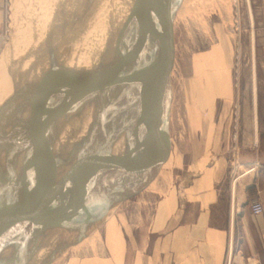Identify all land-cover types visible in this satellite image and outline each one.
I'll use <instances>...</instances> for the list:
<instances>
[{
  "label": "water",
  "instance_id": "1",
  "mask_svg": "<svg viewBox=\"0 0 264 264\" xmlns=\"http://www.w3.org/2000/svg\"><path fill=\"white\" fill-rule=\"evenodd\" d=\"M182 3L129 0L118 25L82 47L91 65L65 66L54 79L50 114L37 115L30 100L46 72L3 105L0 264H32L42 250L50 262L157 181L172 148ZM13 103L22 114L12 126ZM81 107L90 121L68 150L62 133ZM21 125L27 136L10 144Z\"/></svg>",
  "mask_w": 264,
  "mask_h": 264
},
{
  "label": "crops",
  "instance_id": "2",
  "mask_svg": "<svg viewBox=\"0 0 264 264\" xmlns=\"http://www.w3.org/2000/svg\"><path fill=\"white\" fill-rule=\"evenodd\" d=\"M246 1L244 44L261 59L248 61L251 105L240 113L237 155L194 174L185 198L176 185L180 172H163L147 195L119 205L104 223L115 264H264V212L250 210L255 199L264 205V0Z\"/></svg>",
  "mask_w": 264,
  "mask_h": 264
},
{
  "label": "rangeland",
  "instance_id": "3",
  "mask_svg": "<svg viewBox=\"0 0 264 264\" xmlns=\"http://www.w3.org/2000/svg\"><path fill=\"white\" fill-rule=\"evenodd\" d=\"M49 2L44 3L46 8ZM71 4L67 8L64 5L66 21L62 22L64 26L67 22L70 25L68 33H72L73 25L80 21L75 19L76 16L71 17L72 12L82 9L77 1ZM30 6L29 0H0V59L7 55L17 56L12 48L16 46L15 37L19 29L32 17ZM252 7L256 10L255 4ZM37 19L35 21L38 22ZM179 24V56L170 121L174 156L171 152L159 178L163 172L166 176L180 172L176 185L180 196L185 198L184 189L194 174L206 171L218 158L237 155L240 113L244 106L251 105V99L246 98L251 94L250 82H247L248 61L252 56L257 61L261 57L259 49L252 52L244 44L249 32L246 0H183ZM173 158H177V167H170L175 163ZM220 164L222 160L216 165ZM159 178L142 194L147 195ZM105 234L103 224L92 235L50 262L47 261L46 250L42 256H45L47 264H115L110 257Z\"/></svg>",
  "mask_w": 264,
  "mask_h": 264
},
{
  "label": "bare ground",
  "instance_id": "4",
  "mask_svg": "<svg viewBox=\"0 0 264 264\" xmlns=\"http://www.w3.org/2000/svg\"><path fill=\"white\" fill-rule=\"evenodd\" d=\"M29 1L31 2V10L33 9V12L30 10L32 17L30 16V21L28 20L27 24L19 29V34H16L15 37L16 46L11 47L16 50L17 56L12 58L11 55H7L8 57L4 56L0 59V112L3 111L4 104L8 102L10 105L9 98L12 95H18L28 85L39 81L42 74L46 72L47 77L45 78L48 79V83L45 86H33L30 91L31 104L37 110V115L41 116L43 113L50 114L48 103L50 87H52L54 79L58 80L59 72L65 66L89 67L91 65V61L89 62L83 57L82 47L92 37L103 36L109 33L115 25H118L120 18L126 12L129 0H49L50 5H48V8L44 5L48 0ZM72 1H77L82 9H75L72 12L73 16L71 17L76 16L75 19L79 18L80 21L73 25L72 33H68L70 25L68 26L67 22L64 26L62 22L63 20L66 21L64 19L66 17L65 9ZM64 5L66 8H64ZM68 14L70 16L71 13ZM36 17L39 18L37 19L38 22L35 21ZM59 17H63V19ZM56 38H59L57 43H55ZM67 38H69V41ZM90 47L92 48V45ZM19 101L20 99L14 103L17 104ZM14 103L9 107V110L15 109L12 116V126L20 121L18 117L22 114V107ZM84 108H80V111L73 118L72 124L62 133L64 142L67 140L69 142L67 149L69 144L74 145V141L78 140L87 129L90 120L88 114L85 115ZM29 129V126L21 125L18 134L12 132V135L7 136L6 139L10 142L12 138H23L27 136L28 133L26 132ZM30 135L35 137L36 132L30 130ZM37 136L39 137L38 134ZM1 139L4 140V136L0 138V143ZM5 145L7 146L8 142ZM4 151L3 149L0 151V158L5 155ZM42 252L44 253L42 250L36 254L37 256L35 255L37 258H34L32 264H47Z\"/></svg>",
  "mask_w": 264,
  "mask_h": 264
},
{
  "label": "built area",
  "instance_id": "5",
  "mask_svg": "<svg viewBox=\"0 0 264 264\" xmlns=\"http://www.w3.org/2000/svg\"><path fill=\"white\" fill-rule=\"evenodd\" d=\"M252 214L258 215L264 212V205L260 199H255L250 204Z\"/></svg>",
  "mask_w": 264,
  "mask_h": 264
}]
</instances>
